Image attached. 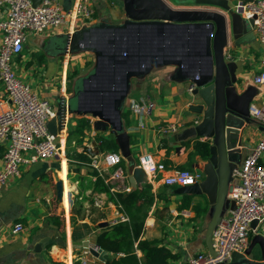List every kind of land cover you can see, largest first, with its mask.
I'll return each mask as SVG.
<instances>
[{"label": "crops", "instance_id": "0c3cea01", "mask_svg": "<svg viewBox=\"0 0 264 264\" xmlns=\"http://www.w3.org/2000/svg\"><path fill=\"white\" fill-rule=\"evenodd\" d=\"M65 9L73 7L77 0H57ZM95 15L92 21L83 24L78 22L77 29L90 26L102 21L120 24L127 19L124 8L125 0H87ZM235 10L237 6L254 0H226ZM179 10H208L216 8L196 5V0H166ZM176 2V3H174ZM6 9L0 7V21L4 19ZM242 17V16H241ZM243 19V17H242ZM230 20L227 21L228 41L224 47V55L228 61L236 65L235 75L238 80L237 92L244 94L252 87L257 90L252 105L260 106L264 99L263 88L254 83V78L263 69L264 48L259 42L257 33L248 28L247 32L240 30L232 34ZM71 29L64 26L60 29L47 31L43 35H30L24 45V51L15 59L14 67L19 78L29 84L43 99H49L57 105V98L69 97L68 73L81 70L84 54L58 55L50 50V42L63 34H69ZM2 34L0 32V43ZM78 55V56H76ZM88 62L93 59L88 56ZM86 59V58H85ZM79 69V70H78ZM83 69V68H82ZM177 67L162 66L155 68L148 76L141 77L132 86L125 101L122 112L128 117L129 124L125 126L131 137V150L135 158L151 154L157 162L166 165L167 170L157 175L156 180L146 179L144 186L150 187V193L155 197L154 203L145 220L142 239L159 240L172 252L174 258L170 264H188L191 257L197 253L209 252L207 233L216 211L205 194L191 195L190 205L183 208L185 195L176 194L178 187H168L162 178L169 176L177 169L197 171L204 175L207 162L196 152L194 143H171L172 136L160 135L159 129L168 124L177 123L180 131L192 127L194 122L201 121L190 107L198 103L188 92L191 83L176 79ZM253 89V90H254ZM143 110L137 111L136 106L144 105ZM149 106V108L147 107ZM8 107L3 85L0 83V112ZM74 116L71 118V120ZM87 119L92 120L89 116ZM72 127L79 125L78 117ZM70 120V122H71ZM94 120V119H93ZM92 126V125H91ZM69 132L62 136L63 144L67 143ZM263 127L251 117L238 132L236 158L240 167L246 157L253 151L262 137ZM98 138L111 139L109 130L97 133L91 129L85 133L82 145L77 151L87 154L94 160L91 164L81 163L68 158V144L65 147V158L39 161L24 166L19 178H12L3 191L0 192V264H81L77 257L82 251L95 243L96 229L101 222L110 225L129 222V218L121 214L109 200L107 193L95 190L98 177L104 179L112 192H130L134 190L129 181L128 163H121L127 179L113 181L110 179L115 168H109L104 162L105 154L120 153L101 152ZM66 140V141H65ZM203 141V140H200ZM75 145V144H74ZM5 147H0V172L4 169ZM264 163V155L262 159ZM97 164L98 168L93 165ZM60 174V176H59ZM200 181V182H201ZM235 180L228 178L226 198ZM57 184L62 192L59 200ZM189 195V194H186ZM82 200L84 206L80 215L73 212V197ZM57 202V204H56ZM229 209L224 208L221 217H226ZM126 218L127 221H122ZM75 221L82 225L91 224L89 235L78 237L73 232ZM93 222H96L95 224ZM21 224L23 230L14 233L16 225ZM101 229V228H100ZM256 235L264 237V223L257 233L249 238V245ZM78 238V239H77ZM41 245V251L36 248ZM108 252V251H107ZM139 257L141 252L137 251ZM255 256H260L259 245L254 248ZM123 257L122 254L108 252L105 261L93 256L86 258L89 264H106ZM83 258V256H82ZM254 260L252 257H246Z\"/></svg>", "mask_w": 264, "mask_h": 264}, {"label": "water", "instance_id": "95a60500", "mask_svg": "<svg viewBox=\"0 0 264 264\" xmlns=\"http://www.w3.org/2000/svg\"><path fill=\"white\" fill-rule=\"evenodd\" d=\"M42 0H33L37 7ZM208 10L171 9L161 0H125L127 19L120 24L102 21L82 27L73 34L56 36L50 50L58 55L89 53L95 57L92 70L76 80L69 97L57 98V117L48 123L51 134L65 127L66 116H89L97 133L114 136L121 156L128 163V181L134 190L146 183V175L138 166L131 150V137L122 119V107L127 100L133 78L148 76L155 68L177 67L176 79L195 85L191 95L198 102L192 111L201 121L194 122L172 136L170 142L207 144L205 179L193 186L176 190L178 195L205 194L216 211L207 233L209 252L215 226L224 208L234 210L235 201L226 198L228 178L237 161L238 132L250 120V108L257 90L250 87L238 94L236 65L228 63L224 47L228 41L227 21L232 34L247 32L252 22L242 19V10H233L226 0H196ZM254 89V90H253ZM203 140V141H200ZM86 153V152H85ZM58 197L62 192L57 184ZM258 222L252 224L256 228ZM109 226L107 222L99 228ZM259 245L261 254L255 256ZM41 251V245H37ZM91 254L105 261V250ZM252 257L254 260H248ZM228 264H264V237L256 235L244 254H233Z\"/></svg>", "mask_w": 264, "mask_h": 264}, {"label": "built area", "instance_id": "2783aa9c", "mask_svg": "<svg viewBox=\"0 0 264 264\" xmlns=\"http://www.w3.org/2000/svg\"><path fill=\"white\" fill-rule=\"evenodd\" d=\"M170 6L166 0H161ZM0 7L6 9V15L0 21L2 41L0 43V83L6 94L8 107L0 112V147L4 146V169L0 172V192L9 180L19 178L24 166L39 161L65 158V147L61 132L57 135L48 130V123L57 117L58 107L53 101L41 98L33 88L23 82L14 67L15 59L24 51V45L30 35H43L47 31L69 26L73 34L78 22L83 24L93 20L95 12L87 0H77L73 7L65 10L57 0H42L35 7L33 0H0ZM242 10V17L252 22V29L264 48V0H254L235 8ZM85 27V26H84ZM254 83L264 90L263 69L254 78ZM195 85L190 84L191 94ZM66 97V96H65ZM142 105L136 106L137 111L143 110ZM149 108V106L147 105ZM68 114L65 121L66 132H69L70 120ZM250 117L263 127L262 137L253 151L246 157L240 167L233 169L231 177L235 180L228 197L235 201L236 208L229 210L226 217L217 222L211 238L210 252L197 253L191 257L188 264H228L233 254H244L249 247V238L257 233L264 223V99L260 106L251 105ZM94 120H91V125ZM177 123L168 124L159 129L162 136H172L179 133ZM66 141V140H65ZM64 147V149H63ZM107 167L115 168L110 179L120 181L127 179L121 163L124 160L120 153L105 154ZM98 168L97 164H93ZM138 166L144 171L150 182L156 180L159 173L167 170L165 164L157 162L151 154L140 157ZM202 174L188 169H177L162 181L168 187L193 186L201 181ZM122 221H127L122 218ZM257 221L256 228L252 227ZM23 230L21 224L16 225L14 233ZM90 248L100 251L99 246L87 247L82 256L77 257L81 264H89L87 257L93 256ZM94 257V256H93ZM96 258V257H95ZM98 259V258H97Z\"/></svg>", "mask_w": 264, "mask_h": 264}, {"label": "trees", "instance_id": "16d2710c", "mask_svg": "<svg viewBox=\"0 0 264 264\" xmlns=\"http://www.w3.org/2000/svg\"><path fill=\"white\" fill-rule=\"evenodd\" d=\"M191 110L196 109L192 107ZM77 117L79 125L69 133L67 140L68 147L75 143V148L72 151L68 150V158L91 164L94 160L87 154L78 152L76 148L83 144L85 133L91 131V120L87 119L86 116ZM122 119L125 126L129 124L125 113H122ZM98 142L101 152H117L119 150L112 135L110 140L98 138ZM194 147L197 153L206 156L208 152L207 144L196 141ZM95 190L107 193L109 200L116 206L118 211L129 218V222H119L102 229L96 226V229L99 230L95 238L96 245L105 251L123 255L118 259L107 261L106 264H170V260L174 258V255L162 241L142 239L145 220L155 198L150 193L149 186L130 192H112L109 185L105 184L104 179L98 177ZM191 197V195L184 196L183 208L189 207ZM137 251L141 252V257L138 256Z\"/></svg>", "mask_w": 264, "mask_h": 264}, {"label": "rangeland", "instance_id": "374dc122", "mask_svg": "<svg viewBox=\"0 0 264 264\" xmlns=\"http://www.w3.org/2000/svg\"><path fill=\"white\" fill-rule=\"evenodd\" d=\"M174 3H176V2H174ZM177 4V3H176ZM76 56H78V55H76ZM83 56H85V58L83 59V57H81V59L82 60H85V61H83V66L81 67V70L80 71H77V72H73L72 70H71V67H70V72L68 73V90L69 91H71V93H72V91H73V86H74V83L76 82V80L77 79H79V78H81V77H84L86 74H88L91 70H92V68L94 67V63H95V57H94V55L93 54H84ZM88 56H90V58H92L93 59V62H92V64L90 65V61L88 62L87 60H88ZM83 68V69H82ZM79 70V69H78ZM139 80V78H133L132 79V82H131V85L132 86H134L135 84H136V82ZM132 88V87H131ZM130 94V93H129ZM71 95V94H70ZM75 118H77V116L76 115H74V118L71 120V122H70V127H71V131H73V130H75V127H72V123L74 122V121H76V119ZM91 118V117H90ZM75 143H73L72 145H71V147H68V150H70V151H72L73 150V148H75V145H74ZM136 161H138V158H136ZM62 199V198H61ZM61 199H59V200H61ZM73 202H74V207H73V212H75L77 215H80V213H81V211L83 210V208H84V206H83V204L81 203L82 202V200L81 199H79V198H77V196L76 197H73ZM56 204H57V202H56ZM73 225V232L75 233V236L76 237H78V232H82L81 234L82 235H89V233H91V228H94L91 224H86V225H82V223H79V222H77V221H75V223L74 224H72ZM78 239V238H77Z\"/></svg>", "mask_w": 264, "mask_h": 264}, {"label": "bare ground", "instance_id": "6f19581e", "mask_svg": "<svg viewBox=\"0 0 264 264\" xmlns=\"http://www.w3.org/2000/svg\"><path fill=\"white\" fill-rule=\"evenodd\" d=\"M65 131H66V129L64 128L63 131L61 132V136L65 135ZM63 149H64V147H63Z\"/></svg>", "mask_w": 264, "mask_h": 264}]
</instances>
